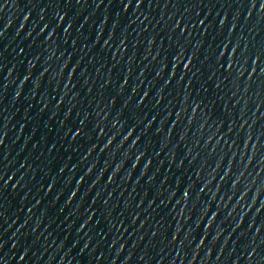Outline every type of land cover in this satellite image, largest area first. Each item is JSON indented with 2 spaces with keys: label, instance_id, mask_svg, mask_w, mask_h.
Instances as JSON below:
<instances>
[{
  "label": "water",
  "instance_id": "obj_1",
  "mask_svg": "<svg viewBox=\"0 0 264 264\" xmlns=\"http://www.w3.org/2000/svg\"><path fill=\"white\" fill-rule=\"evenodd\" d=\"M0 264H264V0H0Z\"/></svg>",
  "mask_w": 264,
  "mask_h": 264
}]
</instances>
